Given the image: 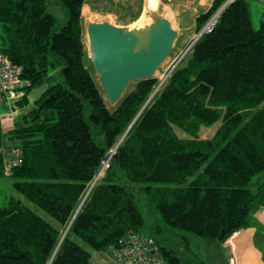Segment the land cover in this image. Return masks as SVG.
<instances>
[{
	"label": "trees",
	"instance_id": "obj_1",
	"mask_svg": "<svg viewBox=\"0 0 264 264\" xmlns=\"http://www.w3.org/2000/svg\"><path fill=\"white\" fill-rule=\"evenodd\" d=\"M87 1L58 0L61 21L46 0H0V51L29 83L18 110L49 85L12 129L0 124V147L23 154L9 177L0 155V177L22 197L0 206V264H92L75 238L107 253L149 236L140 199L157 215L149 237L166 264H205L191 236L224 244L264 209V24L233 0L154 98L158 79L136 82L109 108L84 41ZM228 1L198 18L199 34Z\"/></svg>",
	"mask_w": 264,
	"mask_h": 264
},
{
	"label": "rangeland",
	"instance_id": "obj_2",
	"mask_svg": "<svg viewBox=\"0 0 264 264\" xmlns=\"http://www.w3.org/2000/svg\"><path fill=\"white\" fill-rule=\"evenodd\" d=\"M158 0H88L87 5L84 7V13H83V19H84V26H85V44L87 46L88 52H89V41L87 40V32L86 27L89 23H109L110 25L119 27V28H125V29H132V27H135V24L141 25V28L145 27L144 21L147 20L149 24H153L155 22H158L160 19L167 18L168 20L172 21V25L176 28H179V24L177 19L175 20L174 15H172V12L169 8V3L166 4L161 10V5L153 6V2ZM47 3V12L58 17L61 21L66 20V13L63 9V7L58 3V0H46ZM159 3V2H158ZM256 3H264V0H249L250 4V10L252 15V21L254 24V27H258L256 24L259 22L254 23L253 17H255V10L254 6ZM147 5V6H146ZM89 7L86 8V7ZM262 16V15H261ZM263 17V16H262ZM144 25V26H143ZM211 26L208 27L210 30ZM207 29V30H208ZM256 29V28H255ZM259 29V28H258ZM180 34L177 38V41L175 42V52L173 53L172 57L168 59L157 71L155 78L160 80V78L167 72L168 68L171 66V64L179 57H182L184 54L185 57L180 62V66L185 63L190 55H191V46L196 44L197 38L200 36V34L196 33L192 37V35L189 34V31H179ZM191 49V50H190ZM51 75H53L54 78H56V82L59 80L58 78V72L57 71H51ZM98 77V76H97ZM49 85H45L41 88H38L34 90L31 95L29 96V104L25 108H19L17 114L9 119H5L2 122V129L3 132H7L9 129H12L16 122L20 121V118L27 114L32 107L34 106V102L41 97V95L45 92ZM132 88V87H131ZM130 88V89H131ZM129 90V89H128ZM154 98V97H153ZM106 102L108 104L109 108H113V105H111L108 100L106 99ZM220 124H217L213 126L212 128H202V131L200 133V138L203 140H209L213 138L215 133L217 132V129L219 128ZM182 138H188L185 137L183 134H179ZM98 143H101V140H97ZM100 176V175H99ZM99 176L94 180L92 185L89 187L88 194L85 196L84 201L89 195V192L94 188V186L98 183ZM11 198H22L21 195L16 192L13 188V180L7 179L5 177H0V206H3L8 200ZM83 201V202H84ZM27 205L37 214L42 216L46 220H51L49 215H47L44 211L36 207L35 205L28 203L26 201ZM83 204V203H82ZM139 205L141 208V212L143 214V217L145 219V227L143 228V233L150 236L149 228L157 223V215L151 213L149 206L147 205V202L145 200L140 199ZM257 213L253 215L251 218L253 225L257 224L256 217ZM260 225V224H259ZM69 229V228H68ZM67 229V230H68ZM66 230V231H67ZM66 231L63 237L66 235ZM191 242H192V249L193 251L203 259L205 264H228V258L229 256L232 259V264H239V256L237 253L236 245L233 243L235 239H232L227 246V250H224L222 248V244L218 242H207L204 241L198 237L191 236ZM75 241L77 244L82 246L86 251L91 253L92 257L94 254H100L103 260H106L104 255L107 256L105 252H92L90 248L83 243L79 238H75ZM257 247L264 253V231L260 230L258 236H257ZM247 247V246H245ZM244 247V248H245ZM109 256V255H108ZM111 258V256H109ZM108 260V259H107ZM247 264H255L254 260L251 256L246 255L244 257V260ZM92 264H97L96 258H93Z\"/></svg>",
	"mask_w": 264,
	"mask_h": 264
},
{
	"label": "water",
	"instance_id": "obj_3",
	"mask_svg": "<svg viewBox=\"0 0 264 264\" xmlns=\"http://www.w3.org/2000/svg\"><path fill=\"white\" fill-rule=\"evenodd\" d=\"M232 1L229 0L213 17L196 41L209 32L208 27L216 24L221 12ZM161 2L160 10L170 0ZM144 29L146 36H135L133 30L109 23H89L86 27L91 65L113 106L122 100L132 83L156 79L157 71L171 56L178 33L170 20L160 19Z\"/></svg>",
	"mask_w": 264,
	"mask_h": 264
},
{
	"label": "built area",
	"instance_id": "obj_4",
	"mask_svg": "<svg viewBox=\"0 0 264 264\" xmlns=\"http://www.w3.org/2000/svg\"><path fill=\"white\" fill-rule=\"evenodd\" d=\"M213 25L209 32L213 29ZM205 29V28H204ZM191 50V49H190ZM186 54L177 58L167 72L160 78L159 84L150 100L162 89L172 73L178 68ZM23 71L13 64L10 59L0 51V124L5 119L14 117L18 108L15 104L26 95L29 83L23 79ZM115 154L112 151L110 157ZM0 155L4 158V174L9 177L13 170L19 167L23 161L22 151L16 148L8 149L0 147ZM109 157V158H110ZM108 159L100 172L99 179L109 168ZM99 181V180H98ZM108 255L118 264H166L157 243L149 236L131 233L120 239L115 245L108 248Z\"/></svg>",
	"mask_w": 264,
	"mask_h": 264
},
{
	"label": "crops",
	"instance_id": "obj_5",
	"mask_svg": "<svg viewBox=\"0 0 264 264\" xmlns=\"http://www.w3.org/2000/svg\"><path fill=\"white\" fill-rule=\"evenodd\" d=\"M247 1L249 3V0ZM213 3L214 0H170L169 8L172 12V15H174L175 17V20L177 19L178 24L180 26L179 28H176L177 22L175 23V26L173 25L174 29L178 33V36L180 34L179 31H183V32L189 31V34L192 35V37L194 36V34L196 33L198 34L197 20L202 14L208 12L211 9ZM86 8L89 9L88 6ZM84 9L85 8H83V12ZM254 10H255V17H253L254 23L255 21L259 22L258 24H256L258 27L255 28L260 29L261 25L264 24V3H256L254 6ZM170 22L172 23V21ZM175 44L173 47L174 50L176 49ZM257 214L258 215L256 217V222H257L256 225L255 224L253 225L252 223L251 228L247 230H241L240 232L232 236L229 240H227L224 244H222V248L224 250H227V246L229 245L230 241L232 239H235L233 243L236 245L237 248L236 250L239 256V262H238L239 264H247L245 261H243L246 255L251 256L255 264H264V253L256 245L257 236L260 230L264 231V209L257 212ZM94 257L96 258L97 264H118L117 262H115V260L110 258L108 254L107 256L104 255L106 260H103L100 254H94L93 257L91 258V263ZM228 264H232V259L230 256L228 258Z\"/></svg>",
	"mask_w": 264,
	"mask_h": 264
},
{
	"label": "bare ground",
	"instance_id": "obj_6",
	"mask_svg": "<svg viewBox=\"0 0 264 264\" xmlns=\"http://www.w3.org/2000/svg\"><path fill=\"white\" fill-rule=\"evenodd\" d=\"M158 2H159V5H161V0H158ZM158 2L154 1L153 2V6H157ZM144 24H145L144 28H146L147 26H150V24H149V22L147 20L144 21ZM144 28H141L140 24H138V25L135 24V27H132V29L131 28L130 29L133 30V33H134L135 36H146L147 32H146V30ZM87 40L89 41L88 36H87Z\"/></svg>",
	"mask_w": 264,
	"mask_h": 264
}]
</instances>
